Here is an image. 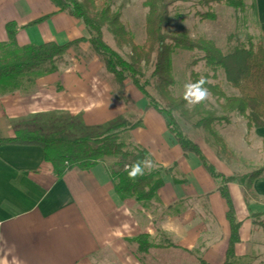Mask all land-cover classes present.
Masks as SVG:
<instances>
[{
  "label": "crops",
  "instance_id": "obj_1",
  "mask_svg": "<svg viewBox=\"0 0 264 264\" xmlns=\"http://www.w3.org/2000/svg\"><path fill=\"white\" fill-rule=\"evenodd\" d=\"M246 3L264 45V0ZM9 23L18 29L19 47L65 45L88 36L79 20L59 11L51 0H0V43L9 42ZM77 49L93 52L89 42H82L68 54ZM97 58L100 66L89 60L41 67L0 93V137L15 136L35 116L80 115L86 127L124 116L127 106L115 99V84ZM132 94L142 125L129 131L131 143L146 149L163 169L164 185L157 196L147 203L121 199L111 178L119 159H107L90 170L74 168L58 179L41 148L1 147L0 264H225L232 227L222 186L241 225L236 261L264 262V228L255 225L251 210L264 201V176L254 182L256 200L247 197L239 180L224 184L215 179L195 154L183 151L165 116L149 108L141 93ZM233 125L230 161L187 131L225 177L248 175L264 165V128L248 132L238 115ZM240 130L238 137L235 132ZM260 204L264 211V202ZM143 236L151 245L146 252L135 242Z\"/></svg>",
  "mask_w": 264,
  "mask_h": 264
},
{
  "label": "trees",
  "instance_id": "obj_2",
  "mask_svg": "<svg viewBox=\"0 0 264 264\" xmlns=\"http://www.w3.org/2000/svg\"><path fill=\"white\" fill-rule=\"evenodd\" d=\"M51 2L59 11L79 20L87 30V38L65 45L47 43L41 46L19 47L15 41L18 29L15 24L9 23L7 25L9 42L0 43V93L17 86L22 78L41 67L58 65L70 49L82 42H89L116 86L113 95L117 101L136 111L135 102L126 90L127 82H130L147 99L149 108L165 116L169 132L185 153L195 154L209 173L222 183L239 180L247 197L257 199L253 185L264 176V165L248 175L225 177L205 156L202 147L181 127L177 115L192 127L202 128L217 137V141L222 145L220 150L226 156L230 154L228 147L223 139L214 133V124H230L232 117L238 115L245 119L248 132L264 128V45L261 40L255 41L250 37L247 44L224 54L219 47L205 38L167 33L172 8L177 0H144V6L148 10L145 20L146 37L142 44H137L123 22L121 11H116L109 0H51ZM193 3L208 10L206 13H197L202 21L215 18L212 11L214 5H225L236 11L244 10L246 6L244 0H193ZM106 35H109L118 50L128 49V53L123 54L111 47L105 40ZM177 48L199 54L200 58L194 64L204 62L206 68L203 76L206 81L204 86L216 98L223 100L220 103L221 115L208 112L203 117L201 106L190 111L186 108L187 102L184 98L172 96L171 88L174 86L172 56ZM53 69L54 67L51 71ZM219 70L225 71L228 84L237 95L227 96L219 83L210 82L217 78ZM191 78L192 83H195L202 77L198 73H192ZM151 81L156 82L155 88L159 97L154 96L149 90ZM197 117L200 118L197 120ZM44 120L43 116L32 117L17 129L15 136L0 137V148L5 146L41 148L45 160L53 165L58 179L63 178L74 168L90 170L107 159H120L111 169V178L117 194L123 200L133 198L138 202L147 203L153 200L163 187L161 179L163 169L156 167L148 151L140 146L128 150L126 144L121 141L122 135L142 125V121L134 115L130 117L126 114L97 127H84L73 119L69 123L62 119L54 121L52 119L54 123H61L62 128L51 133L38 126L37 122ZM67 124L69 130L66 128ZM78 127L86 132L76 133L75 129ZM262 144L264 148V141ZM145 159L151 160L155 167L150 171L145 168L143 176H138L135 180L130 179L128 171L131 170V166ZM220 191L229 204L228 218L232 227L231 245L225 264H252L236 261L235 246L240 242L241 225L235 218L227 188L222 186ZM255 216L256 219L259 218L258 215ZM256 219L255 225L264 228V222L258 223ZM135 242L141 245L143 252L151 248L146 236L136 239ZM199 264L207 263L199 260Z\"/></svg>",
  "mask_w": 264,
  "mask_h": 264
},
{
  "label": "rangeland",
  "instance_id": "obj_3",
  "mask_svg": "<svg viewBox=\"0 0 264 264\" xmlns=\"http://www.w3.org/2000/svg\"><path fill=\"white\" fill-rule=\"evenodd\" d=\"M109 1L112 2L116 11H121L123 22L127 25L128 29L133 34L135 42L137 44H142L146 37L145 20L148 13V10L144 6V0ZM177 1L178 2L172 8L171 21L167 28V33L169 35L178 34L190 38H205L219 47L224 54H229L237 47L247 44L250 37L255 39V41L259 40L255 25L253 24L251 19V7H249V5L246 3V0H244L246 4L245 9L240 11H236L225 5H214L212 11L215 14V18L205 21H202L201 17H199L197 13H206L208 11L207 9L195 6L193 0ZM105 40L111 47L118 50L109 35H106ZM118 51L122 52L123 54L128 53V49H125L124 51ZM199 58L200 56L199 54H197V52H191L181 48H177L175 50L172 56V76L174 79V86L171 88V93L173 97L184 98L185 85L188 83H192V73H198L203 78L204 74L206 73L204 62L201 61L197 64H194V62ZM89 60L91 63L99 66L101 65L94 52L90 53L89 51H81L79 49L75 50L72 55L71 52L69 54H66V56H64V59L59 62L58 65H68L73 63L84 64L88 63ZM99 69L102 68L100 67ZM28 76H31V74ZM210 82L219 83L227 96L237 95V92L228 84L226 73L224 70H219L217 73V78L210 80ZM111 83H113L112 80ZM155 87L156 82L151 81L149 90L154 96L159 97V93ZM126 89L131 93L132 96V93H135V96L140 94V92L136 90V88L130 82H127ZM222 102L223 100H219L211 93L206 101L194 106L187 104L186 108L191 111L195 107L201 106L203 110V117L206 116L208 112L221 115L222 109L220 107V103ZM126 114L130 115V117L134 115L135 118H138L140 120V115L138 116L137 108L136 111H133L131 108H127ZM71 116L72 118H70ZM236 116L237 115H234V117ZM234 117H232L231 121H233ZM44 118V121L37 122V124L38 126H41L47 133L56 132L58 129L62 128L61 123H54L52 122V119L53 121L62 119L68 123L73 119V121L76 120L83 124L84 127H86L80 115L73 116L71 114L61 112L52 117ZM199 118L200 117H197L196 119L198 120ZM177 119L181 127L186 132L188 131L193 139L196 138L199 144L206 145L207 149L210 148L211 151L213 150L214 152H216L221 159H223L224 161H230L229 159L233 157L230 153L229 148L228 152L230 154L228 156L223 154V151L220 150L222 145L217 141V137L213 136L210 132L205 131L202 128L192 127L191 125L187 124L179 115H177ZM66 128H68V130L70 129L68 124ZM213 130L218 137L223 139L224 143L228 147V144H230L231 142L230 139L231 137H233L231 136V134L233 133V131H235V125L231 126V123H217L214 124ZM72 132L74 133V131ZM75 132L83 133L86 131L78 127L77 129H75ZM235 134L239 137L241 135V130L236 131ZM121 141L126 144L128 150H132V148L135 147V145H132L131 143V134L129 132L122 135ZM239 169L244 171L246 170L243 168ZM261 202L263 203L264 201H259L258 203L253 204V208L251 209L256 215L259 216L258 219H256L255 216V219L258 221V223L260 221L264 222V211H262L263 206L260 204Z\"/></svg>",
  "mask_w": 264,
  "mask_h": 264
},
{
  "label": "clouds",
  "instance_id": "obj_4",
  "mask_svg": "<svg viewBox=\"0 0 264 264\" xmlns=\"http://www.w3.org/2000/svg\"><path fill=\"white\" fill-rule=\"evenodd\" d=\"M71 71V69H69ZM206 81L204 78H201L195 83H188L185 85L184 91V100L188 105H197L206 101L211 95L208 88L205 85ZM143 165V166H142ZM152 162L149 159H145L142 162H137L131 166V170L128 171V176L130 179L135 180L138 176L144 175L145 168H151ZM128 166H126L127 170Z\"/></svg>",
  "mask_w": 264,
  "mask_h": 264
}]
</instances>
